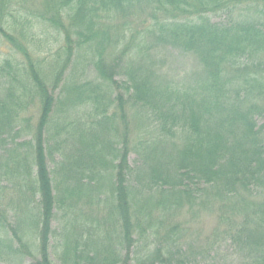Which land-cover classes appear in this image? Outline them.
<instances>
[{
	"label": "trees",
	"instance_id": "16d2710c",
	"mask_svg": "<svg viewBox=\"0 0 264 264\" xmlns=\"http://www.w3.org/2000/svg\"><path fill=\"white\" fill-rule=\"evenodd\" d=\"M0 39V264H202L192 208L264 264V0H0Z\"/></svg>",
	"mask_w": 264,
	"mask_h": 264
},
{
	"label": "rangeland",
	"instance_id": "374dc122",
	"mask_svg": "<svg viewBox=\"0 0 264 264\" xmlns=\"http://www.w3.org/2000/svg\"><path fill=\"white\" fill-rule=\"evenodd\" d=\"M119 21L123 23V20ZM131 24H133V22ZM114 25L117 26H114L118 30L115 32L117 35L120 34L119 36L121 37L122 42L123 39L121 35L123 33V29L125 37H128L131 31H134L136 28H140L139 25L130 24V27L124 25L123 28L115 22ZM8 46L2 39H0V51H8ZM54 49L55 46L51 40H47V42L42 41L37 43V45H34L35 53L41 60H44L46 67L47 65H52L48 63ZM3 56V53H0V61H2L1 59ZM192 63L193 61L189 59L175 61L174 59L169 58L166 59V64L160 73H163L168 81H177L179 84L187 86V84L198 82L201 76V73H193V69L197 67L195 65L191 66ZM161 75L162 74H160V76ZM1 82H5L3 78H1ZM99 128L101 127L91 120V118H83L78 129L74 131V138L76 140H79L80 138H87L90 135L89 133L92 135L93 133L98 132ZM6 197L14 200V196L10 191L7 192ZM212 211H215V209L210 208L205 211L197 212L192 208L191 212L185 211L186 213L183 214V221L187 229V243L193 244L194 247L197 246L198 248L209 250V257H206L202 264H247L243 258L236 254L237 251L235 244L227 246L226 239L224 238V240H222L223 236L221 235V232L225 227V224L223 222L219 223V216L217 213H213ZM234 213L238 218L243 216V211L241 209H236ZM70 221L72 222V219ZM62 224L65 226L66 223H63L62 221ZM53 227H57L56 222H53Z\"/></svg>",
	"mask_w": 264,
	"mask_h": 264
}]
</instances>
